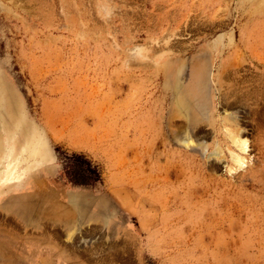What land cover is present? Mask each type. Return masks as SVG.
<instances>
[{
    "label": "rangeland",
    "instance_id": "obj_1",
    "mask_svg": "<svg viewBox=\"0 0 264 264\" xmlns=\"http://www.w3.org/2000/svg\"><path fill=\"white\" fill-rule=\"evenodd\" d=\"M0 141V264H264V0H0Z\"/></svg>",
    "mask_w": 264,
    "mask_h": 264
},
{
    "label": "bare ground",
    "instance_id": "obj_2",
    "mask_svg": "<svg viewBox=\"0 0 264 264\" xmlns=\"http://www.w3.org/2000/svg\"><path fill=\"white\" fill-rule=\"evenodd\" d=\"M186 117L192 123H196L199 121V118L197 116H194V114L190 112H187ZM233 139L235 140V142H238V145L242 151H246L247 140H242L238 136V133L233 137ZM1 149L3 148H1V145H0V152H1ZM22 153L18 156L16 155L14 158L12 157V155L5 156V157L0 156V180L6 177L4 175L5 173L10 172L11 170H15V168L22 162H27V164L25 165V167H23V169H29L30 171H32L30 168L31 166L28 165L30 163L29 161L30 156H25V155L23 156ZM234 159L235 161H238V163H240L239 161L241 160V157L239 155H236L233 158V160ZM28 177L29 179L27 181L31 182L32 181L31 174ZM34 186H35V189L29 196L31 197V201L34 202L36 205H38L43 201V199L48 197L49 193L44 185L37 183ZM43 207L44 206H42L41 209Z\"/></svg>",
    "mask_w": 264,
    "mask_h": 264
},
{
    "label": "trees",
    "instance_id": "obj_3",
    "mask_svg": "<svg viewBox=\"0 0 264 264\" xmlns=\"http://www.w3.org/2000/svg\"><path fill=\"white\" fill-rule=\"evenodd\" d=\"M72 161L71 171L67 172L69 180L78 186H93L102 180L97 165L93 164L84 154L67 155Z\"/></svg>",
    "mask_w": 264,
    "mask_h": 264
}]
</instances>
